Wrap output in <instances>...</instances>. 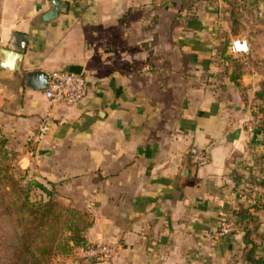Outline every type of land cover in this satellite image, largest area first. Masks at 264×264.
Masks as SVG:
<instances>
[{"label": "crops", "instance_id": "obj_1", "mask_svg": "<svg viewBox=\"0 0 264 264\" xmlns=\"http://www.w3.org/2000/svg\"><path fill=\"white\" fill-rule=\"evenodd\" d=\"M51 2L0 0V47L25 46V72L84 74L87 95L54 102L0 65V136L37 191L88 213L87 244L118 248L60 263L243 264L240 224L217 230L261 202L262 132L247 125L261 116L264 0Z\"/></svg>", "mask_w": 264, "mask_h": 264}, {"label": "trees", "instance_id": "obj_2", "mask_svg": "<svg viewBox=\"0 0 264 264\" xmlns=\"http://www.w3.org/2000/svg\"><path fill=\"white\" fill-rule=\"evenodd\" d=\"M262 85L257 97L264 102ZM18 159L19 154L8 147V139L1 136L0 264H54L59 257L80 252L87 243L86 230L91 224L88 213L61 203L49 193L46 199L32 201L30 188L34 184L21 183L24 175L18 177V172H27L20 168ZM258 205L241 203L233 211L245 247L251 246L244 253L248 264H264V257L254 254L257 244L252 236L253 223L259 221Z\"/></svg>", "mask_w": 264, "mask_h": 264}, {"label": "built area", "instance_id": "obj_3", "mask_svg": "<svg viewBox=\"0 0 264 264\" xmlns=\"http://www.w3.org/2000/svg\"><path fill=\"white\" fill-rule=\"evenodd\" d=\"M231 48L234 52H246L248 46L246 42L233 41ZM49 82L44 90L46 98L54 101L63 103L66 105H73L83 100L88 91L87 80L84 74L75 71L58 70L49 74ZM50 116L46 114L42 117L39 122L35 138H41L45 133L50 130ZM258 124L250 123L247 125V130L253 133ZM192 160L197 164H203L208 160V153L205 148L193 146L189 150ZM229 182L233 183L232 179H228ZM239 224L234 217L224 219L218 230L217 234L220 237L227 236L236 230H238ZM117 246L114 244H87L80 250L86 259H104L110 258L117 252Z\"/></svg>", "mask_w": 264, "mask_h": 264}, {"label": "rangeland", "instance_id": "obj_4", "mask_svg": "<svg viewBox=\"0 0 264 264\" xmlns=\"http://www.w3.org/2000/svg\"><path fill=\"white\" fill-rule=\"evenodd\" d=\"M257 107L261 113L259 120H256L255 123L258 124L259 130L262 132V135H261L262 136V139H261L262 151H261V157H260L262 160L261 161V167H260L262 174H259V175H257V177H255V178H259L258 180L250 178L251 179L250 182L252 185L257 182L258 187H259L258 193L261 194V196H260L261 202L259 203V205H258L259 208L257 209L259 212L258 213L259 221H258V223L257 222H255V224L253 223L254 229H253L252 236H253V239L255 240L256 244H257V248H256L254 254L264 257V102L259 100L257 103ZM0 138H1V136H0ZM23 175H24V178L21 180V183L24 186L29 185V183L31 184L32 179H31V177L27 178L28 177L27 174H20V172H18V174H17L18 177H22ZM30 189L32 190V193L30 195V199L32 201H38L40 199H46L47 198L46 195L37 191L36 188H34V186H33V188H30ZM246 248H251V246L249 245V247L244 248L243 257H244V253L247 252ZM54 262H55L54 264H61L59 261V258L57 259V261H54ZM243 264H248V263L246 261L245 262L243 261Z\"/></svg>", "mask_w": 264, "mask_h": 264}, {"label": "water", "instance_id": "obj_5", "mask_svg": "<svg viewBox=\"0 0 264 264\" xmlns=\"http://www.w3.org/2000/svg\"><path fill=\"white\" fill-rule=\"evenodd\" d=\"M54 10L66 9L64 0H52ZM25 46L9 44L0 47V65L7 68L11 73H19L26 78V85L36 90L44 91L49 82V73L43 70H32L25 72L22 68Z\"/></svg>", "mask_w": 264, "mask_h": 264}]
</instances>
